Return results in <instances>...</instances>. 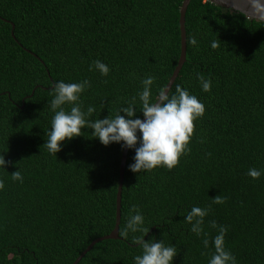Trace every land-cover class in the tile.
Listing matches in <instances>:
<instances>
[{
  "label": "trees",
  "instance_id": "1",
  "mask_svg": "<svg viewBox=\"0 0 264 264\" xmlns=\"http://www.w3.org/2000/svg\"><path fill=\"white\" fill-rule=\"evenodd\" d=\"M181 2L0 0V154L8 161L0 168V264H71L111 231L122 149L82 129L50 155L43 145L50 85L87 79L80 100L82 110H96L89 119L113 116L146 76L154 77L155 95L178 60ZM184 28L186 58L169 94L180 85L204 105L190 151L171 170L132 173L128 150L118 238L96 242L77 264H133L140 249L120 236L133 206L149 228L145 240L175 245L173 264H207L213 220L227 228L224 244L236 264H264V22L190 0ZM94 60L108 65L107 76L88 71ZM197 74L211 81L210 91H201ZM249 168L261 176L248 177ZM16 170L22 183L11 179ZM216 195L223 203H211ZM192 206L209 209L208 249L204 233L197 237L184 222Z\"/></svg>",
  "mask_w": 264,
  "mask_h": 264
},
{
  "label": "clouds",
  "instance_id": "2",
  "mask_svg": "<svg viewBox=\"0 0 264 264\" xmlns=\"http://www.w3.org/2000/svg\"><path fill=\"white\" fill-rule=\"evenodd\" d=\"M253 6H257L259 0H251ZM189 43L196 45L195 38ZM210 47L215 49L218 44L215 40L210 42ZM88 71H96L101 76H107L110 69L100 60H94L88 65ZM201 91L208 92L211 81L197 74L196 77ZM153 76H146L140 81L141 90L133 96L126 106L120 107L116 113L109 117L89 119L96 111L93 106L82 110L81 94L90 87V82L83 79L79 82L65 83L62 80L50 85L51 100L48 101L49 111L52 113L49 128L45 132L44 147L50 155H55L61 150L63 141L71 140L81 135L82 129H91L90 136L97 138L99 143L108 146L110 143L119 144L121 149L133 150L132 162L127 168L132 173L149 172L157 167L173 169L182 155H186L190 149L189 141L194 130V121L203 116L205 108L201 101L189 94L187 89L177 85L174 93L169 94L165 87L152 94ZM137 100L139 107H137ZM67 110H66V107ZM142 114V119L136 113ZM8 161L0 154V168L5 169ZM261 171L249 168L246 175L252 179H258ZM12 181L23 182L19 170L11 173ZM2 187V184H0ZM212 204L223 203L219 195L212 197ZM208 208L192 206L184 216V222L190 225L189 231L200 237L203 247L209 248L207 233L204 232V217L208 214ZM134 214L130 215L125 223L120 236L129 238L140 249V254L132 257L133 264H173V258L177 254L175 245H165L162 239L144 236L149 228H144V217L140 210L133 206ZM209 227L215 229L217 234L211 239L213 251L207 264H236L235 256L225 248L224 236L227 228L217 225L216 221H210ZM137 232L140 236L129 235Z\"/></svg>",
  "mask_w": 264,
  "mask_h": 264
},
{
  "label": "water",
  "instance_id": "3",
  "mask_svg": "<svg viewBox=\"0 0 264 264\" xmlns=\"http://www.w3.org/2000/svg\"><path fill=\"white\" fill-rule=\"evenodd\" d=\"M190 0H182L179 8V30H180V50L178 60L176 65L164 86L168 90L170 89L172 83L174 82L177 74L185 61L186 58V40H185V28H184V16L186 7ZM209 2L223 7L225 9L238 11L244 14L247 18L258 20L264 22V0H259L257 6H253L251 0H208ZM143 118V117H142ZM141 118V119H142ZM128 149H122L120 163H119V172H118V183L115 196V221L114 226L108 234L98 236L90 241V243L80 252V254L74 259L71 264H77L81 257L98 241L107 239V238H118V227L120 222V200H121V188L122 180L124 174L125 161L127 157Z\"/></svg>",
  "mask_w": 264,
  "mask_h": 264
}]
</instances>
